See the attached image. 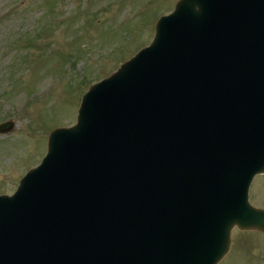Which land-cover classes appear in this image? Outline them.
I'll return each mask as SVG.
<instances>
[{
    "label": "water",
    "instance_id": "95a60500",
    "mask_svg": "<svg viewBox=\"0 0 264 264\" xmlns=\"http://www.w3.org/2000/svg\"><path fill=\"white\" fill-rule=\"evenodd\" d=\"M259 173L264 0H177L0 194V264H216Z\"/></svg>",
    "mask_w": 264,
    "mask_h": 264
},
{
    "label": "rangeland",
    "instance_id": "374dc122",
    "mask_svg": "<svg viewBox=\"0 0 264 264\" xmlns=\"http://www.w3.org/2000/svg\"><path fill=\"white\" fill-rule=\"evenodd\" d=\"M177 0H0V194H12L57 127L75 124L82 95L148 45ZM249 202L264 209V173ZM216 264H264V233L233 227Z\"/></svg>",
    "mask_w": 264,
    "mask_h": 264
}]
</instances>
